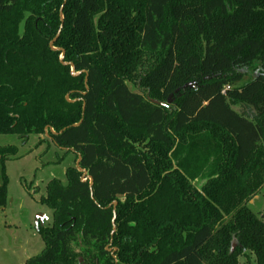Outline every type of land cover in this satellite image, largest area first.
Instances as JSON below:
<instances>
[{
	"label": "trees",
	"instance_id": "1",
	"mask_svg": "<svg viewBox=\"0 0 264 264\" xmlns=\"http://www.w3.org/2000/svg\"><path fill=\"white\" fill-rule=\"evenodd\" d=\"M0 134H46L93 179L49 181L25 264H264V0H0Z\"/></svg>",
	"mask_w": 264,
	"mask_h": 264
},
{
	"label": "rangeland",
	"instance_id": "2",
	"mask_svg": "<svg viewBox=\"0 0 264 264\" xmlns=\"http://www.w3.org/2000/svg\"><path fill=\"white\" fill-rule=\"evenodd\" d=\"M250 79L246 76L233 85H244ZM128 85L141 90L131 82ZM7 145L17 146L18 152L6 162L9 184L7 204L0 208V264H25L45 246L37 220L39 227L50 226L53 221V211L40 201L47 193V184L59 178L66 185V169L76 165L77 155L58 148L46 134L25 140L16 134H0V146ZM193 183L199 187L201 181ZM248 205L264 221V187ZM239 262L255 264V256L240 255Z\"/></svg>",
	"mask_w": 264,
	"mask_h": 264
},
{
	"label": "water",
	"instance_id": "3",
	"mask_svg": "<svg viewBox=\"0 0 264 264\" xmlns=\"http://www.w3.org/2000/svg\"><path fill=\"white\" fill-rule=\"evenodd\" d=\"M60 15H61V19H62V21H63V6H62L61 9H60ZM61 28H62V25H61V27H60V29H59V31H58L57 36L54 38V40H52V41L50 42V46H51V48H53V49H55V50H57L58 48H56V47L54 46V42H55V40L58 38V36H59V34H60V32H61ZM63 58H64V50H62V53H61V56H60V60L63 61ZM63 63L71 66V70H72L73 75H78V74H80V72H77V71L75 70V65H74L72 62H63ZM86 82H87V78H86ZM67 98L69 99L68 96H67ZM47 129H48V128H46V130H47ZM80 161H81V155L79 154V155H78V160H77V162H76V166H77V168H78L80 171L83 172V180L90 179V186H92V184H93V179H92L91 176L87 175V171H86L85 169H83V168L80 166ZM117 204H118L117 201H114V202H113V207H114V219H115V217H116V215H115V210H116ZM41 224H42V222H41ZM39 225H40V222H39V220H37V228H38V229H39Z\"/></svg>",
	"mask_w": 264,
	"mask_h": 264
}]
</instances>
